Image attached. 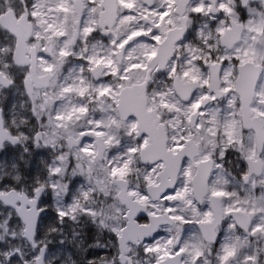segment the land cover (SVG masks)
<instances>
[{
    "label": "snow or ice",
    "instance_id": "obj_1",
    "mask_svg": "<svg viewBox=\"0 0 264 264\" xmlns=\"http://www.w3.org/2000/svg\"><path fill=\"white\" fill-rule=\"evenodd\" d=\"M0 264H264V0H0Z\"/></svg>",
    "mask_w": 264,
    "mask_h": 264
}]
</instances>
